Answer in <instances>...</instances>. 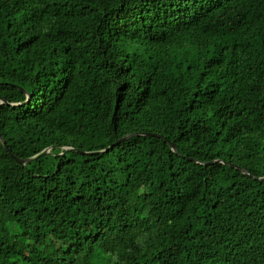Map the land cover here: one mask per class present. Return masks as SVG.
Wrapping results in <instances>:
<instances>
[{
	"label": "trees",
	"instance_id": "1",
	"mask_svg": "<svg viewBox=\"0 0 264 264\" xmlns=\"http://www.w3.org/2000/svg\"><path fill=\"white\" fill-rule=\"evenodd\" d=\"M0 264H264V0H0Z\"/></svg>",
	"mask_w": 264,
	"mask_h": 264
},
{
	"label": "water",
	"instance_id": "2",
	"mask_svg": "<svg viewBox=\"0 0 264 264\" xmlns=\"http://www.w3.org/2000/svg\"><path fill=\"white\" fill-rule=\"evenodd\" d=\"M127 138H129V136L124 137V138L120 139L119 141L125 140V139H127ZM119 141H117L116 143H118ZM170 147H171L173 150H175V146H174L172 143H170ZM5 148L7 149V146H6V145H5ZM7 150H8V149H7ZM8 152H9V153L11 154V156L14 157L19 163L24 164V163L27 162V161H30V160H32V159H35V158H38V157H40V156H43V155L47 154L49 151H48V150H44V151H42L41 153L37 154L36 156H34V157H32V158H28V159H20V158H18L16 155H14L13 153H11V151L8 150Z\"/></svg>",
	"mask_w": 264,
	"mask_h": 264
}]
</instances>
